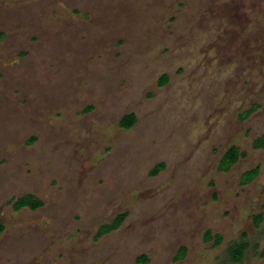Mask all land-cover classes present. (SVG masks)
<instances>
[{"label": "rangeland", "instance_id": "rangeland-1", "mask_svg": "<svg viewBox=\"0 0 264 264\" xmlns=\"http://www.w3.org/2000/svg\"><path fill=\"white\" fill-rule=\"evenodd\" d=\"M261 136L264 0H0V264H264Z\"/></svg>", "mask_w": 264, "mask_h": 264}, {"label": "flooded vegetation", "instance_id": "flooded-vegetation-1", "mask_svg": "<svg viewBox=\"0 0 264 264\" xmlns=\"http://www.w3.org/2000/svg\"><path fill=\"white\" fill-rule=\"evenodd\" d=\"M158 81H160V79H159ZM159 85H161V84L159 83ZM162 86H163V84H162ZM251 111H253V109H250V110H247L246 112H244L243 115H242V118H245L246 116H248L249 113H250ZM129 115H132V114H129ZM126 116H128V115H126ZM133 116H134V115H133ZM124 117H125V116H124ZM124 117H123V118H124ZM123 118H122V119H123ZM134 118H135V116H134ZM122 119H121V120H122ZM121 120H120V122H121ZM120 122L118 123V126H119L121 129H123V130H128V129H130L131 127L134 126V124L136 123V119H135L134 124H133L132 126L128 127V128L122 126V125L120 124ZM261 137H264V136H261ZM261 137L255 139V140L253 141V143H252V149H253V150H259V149H262V148L264 147V139H263V142H262V143L259 142V140H260ZM231 147H235V148L238 149V152H237V158H236L235 162L232 163L231 165H229L226 169H222V170H220V169H219V164H220V161H221V159H222V157H223V155H224V154H223V155L221 156V158H220V160H219V163H218V166H217V171H218V172H221V173H228V172H230V170H231V169H232V168H233V167H234V166H235V165H236L241 159H243V158L246 157V152L241 151V150L239 149L238 146L232 145V146H230L229 148H231ZM229 148H228V149H229ZM160 165H163V164L160 163V164L156 165V166L150 171L149 175H150L151 177L156 176V175H157V174L163 169L164 165H163V167H160ZM157 167H158V169H157ZM154 171H155V173H153ZM252 171H256V173L254 174V176H253L249 181H246V180L244 179L245 174H246V173H249V172H252ZM258 174H259V166H255L254 168L245 171V172L242 173L241 176H240V179H239V183H240V185H241V186H247V185L251 184V183H252V182L258 177ZM28 195H31V194H26V195H24V196H22V197H20V198H23V197L28 196ZM31 196L34 198L33 195H31ZM20 198H17V199L13 202V208H14V210H20V209H23V208H27V209H29V210L35 211V210H37L38 208L42 207V203H41V205H40L39 207H36L35 209H31V208L28 207V206H22V207H20L19 209H15V204L17 203V200L20 199ZM34 199H35V198H34ZM35 200H36V199H35ZM37 201H38V200H37ZM126 216H127L126 213H122V214L116 215V216L114 217V219L112 220V222H110L109 224H107V225H105V226H101V227L97 230V232H96V234H95V236H98V235L101 233V236H99L97 239H99V238H101V237H103V236H105V235H107V234H109V233H111V232L116 231V230L120 227V225L123 223V221L125 220ZM120 217H121V218H120ZM261 218H262L261 216L254 217V220H255V223H254V224H255L256 226H257V224L260 223ZM119 219H120V221L117 222V220H119ZM0 226L2 227V230L0 231V233H1V232L3 231V229H4V227H3L2 224H0ZM100 231H103V232H100ZM204 237H205V241H211V240H212L214 246L221 245V244H222V241H223V238H222L221 235H219V234L212 235V233H211L209 230L205 232ZM242 243H244V244L246 245V247H245V249H244L243 257H242V259H241V261H240L239 263H235V264H240V263L246 258V250H247L248 246H247V244H246L245 242H238V244H242ZM233 244H235V243H233ZM236 244H237V243H236ZM231 245H232V244H231ZM229 247H230V245H229ZM229 247H228V251H227V258H228V253H229ZM184 257H185V249L182 247V248L178 251V253H177V255L175 256L174 260L177 262V261L182 260ZM227 261H228V260H227ZM138 262H139V263H144V262H147V259L144 258V257H142V258L140 257L139 260H138ZM228 264H232V263H230V262L228 261Z\"/></svg>", "mask_w": 264, "mask_h": 264}, {"label": "trees", "instance_id": "trees-1", "mask_svg": "<svg viewBox=\"0 0 264 264\" xmlns=\"http://www.w3.org/2000/svg\"><path fill=\"white\" fill-rule=\"evenodd\" d=\"M166 81V77L162 76L160 78L159 83L162 85L164 84ZM135 122V118L133 115H128L125 116L120 124L126 128L132 126ZM264 137H261L259 142L262 143L263 142ZM237 152L238 149L235 147H231L229 148L223 155L220 164H219V169L222 170L224 168H227L229 165H231L232 163L235 162L236 158H237ZM226 166V167H225ZM160 167H163V165H160ZM158 169V167H157ZM155 173V171L153 172ZM41 205L40 201L35 200L31 195L25 196L23 198H20L17 200V203L15 204V209H19L22 206H28L31 209H35L36 207H39ZM121 218V217H120ZM119 220H117V222H119ZM2 230V227L0 226V231ZM103 232V231H100ZM99 236H101V233L98 236H95V238H98ZM246 245L244 243L242 244H232L229 247V253H228V258L227 260L232 263H239L243 257V253H244V249H245Z\"/></svg>", "mask_w": 264, "mask_h": 264}]
</instances>
